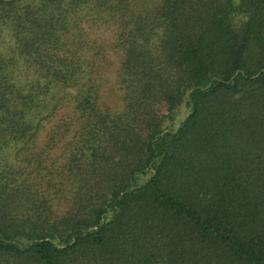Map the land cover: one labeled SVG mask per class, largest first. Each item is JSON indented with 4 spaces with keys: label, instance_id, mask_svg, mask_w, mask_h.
I'll use <instances>...</instances> for the list:
<instances>
[{
    "label": "trees",
    "instance_id": "trees-1",
    "mask_svg": "<svg viewBox=\"0 0 264 264\" xmlns=\"http://www.w3.org/2000/svg\"><path fill=\"white\" fill-rule=\"evenodd\" d=\"M0 264H264V0H0Z\"/></svg>",
    "mask_w": 264,
    "mask_h": 264
}]
</instances>
